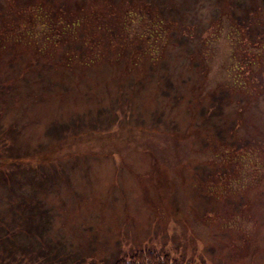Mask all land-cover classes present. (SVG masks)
<instances>
[{
  "label": "rangeland",
  "instance_id": "1",
  "mask_svg": "<svg viewBox=\"0 0 264 264\" xmlns=\"http://www.w3.org/2000/svg\"><path fill=\"white\" fill-rule=\"evenodd\" d=\"M0 163V264H264V0H0Z\"/></svg>",
  "mask_w": 264,
  "mask_h": 264
},
{
  "label": "trees",
  "instance_id": "2",
  "mask_svg": "<svg viewBox=\"0 0 264 264\" xmlns=\"http://www.w3.org/2000/svg\"><path fill=\"white\" fill-rule=\"evenodd\" d=\"M158 18L157 21H160ZM66 23V21L62 22ZM153 29L147 30L151 33ZM156 30V29H154ZM148 34V33H147ZM2 168L3 163H0ZM79 264H98L92 260H83ZM109 264H204L202 261L190 262V261H179L174 256L168 255L164 251L156 250L149 246L137 245L131 251L115 256Z\"/></svg>",
  "mask_w": 264,
  "mask_h": 264
}]
</instances>
